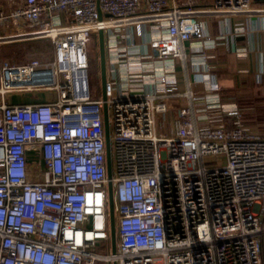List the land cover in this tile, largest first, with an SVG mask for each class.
<instances>
[{
	"label": "built area",
	"instance_id": "2783aa9c",
	"mask_svg": "<svg viewBox=\"0 0 264 264\" xmlns=\"http://www.w3.org/2000/svg\"><path fill=\"white\" fill-rule=\"evenodd\" d=\"M259 2L23 0L0 46L47 41L51 57L0 60V264H264V132L222 102L229 79L187 77L245 34L207 23L264 18ZM100 32L104 99L88 80Z\"/></svg>",
	"mask_w": 264,
	"mask_h": 264
},
{
	"label": "crops",
	"instance_id": "0c3cea01",
	"mask_svg": "<svg viewBox=\"0 0 264 264\" xmlns=\"http://www.w3.org/2000/svg\"><path fill=\"white\" fill-rule=\"evenodd\" d=\"M260 2L264 1L260 0ZM22 3L23 0H0V36L13 34L26 27L22 19L13 16L15 10H17ZM262 25H264V18L244 20L241 22L234 21L231 23L229 22V24L218 20L209 21L207 23V32L212 36L222 34L224 31L235 32L237 26L244 27L245 34L236 35L233 41L228 44L223 41L219 42L215 50L211 52V57L207 61V69L201 73H193L189 64L187 74L189 81L192 83L201 82L202 86L207 87L206 83L210 77L229 79L231 81L230 86L225 88V90H231L234 87L238 88L241 93H237L236 95L241 94V98L239 99L242 101L246 97L242 93L248 89L256 88L258 60L264 55V29H261V27H263ZM32 43L37 44L39 42L12 43L0 46V50H5V52L9 51V53L14 51L19 52L20 50H24L23 48L25 45ZM233 45L235 49L251 51H249L245 57L238 56L231 50V46ZM34 49L37 50L36 48ZM5 52L2 53L1 56L4 55ZM180 83L183 86L182 79ZM199 85L196 84L194 86L200 88ZM183 87H181V89H183ZM234 97H228L226 95L221 100L223 103H233L239 106Z\"/></svg>",
	"mask_w": 264,
	"mask_h": 264
},
{
	"label": "rangeland",
	"instance_id": "374dc122",
	"mask_svg": "<svg viewBox=\"0 0 264 264\" xmlns=\"http://www.w3.org/2000/svg\"><path fill=\"white\" fill-rule=\"evenodd\" d=\"M257 5H264V2H259ZM37 44H27L19 52H10L5 50H0V60H8L12 63H24L32 58H39L40 60H49L51 57L50 44L47 41H37ZM36 48L37 50H35ZM88 58H89V70H88V80L90 95L93 97H102V81L100 74V52L99 45L93 41L87 47ZM4 55L1 56L2 53ZM3 57V58H2ZM179 72V69H178ZM235 80V77H234ZM262 85V86H261ZM241 93L240 90L234 87L231 90H222L219 95L224 98L226 95L228 97H234L242 111V118L245 126L251 131L264 132V83L256 84L255 89H248L245 91L244 96H246L242 101L239 98ZM45 96V93H42ZM30 98L26 97V101H30ZM239 99V100H238ZM106 247L101 248L104 253H106ZM264 262V259H263Z\"/></svg>",
	"mask_w": 264,
	"mask_h": 264
},
{
	"label": "water",
	"instance_id": "95a60500",
	"mask_svg": "<svg viewBox=\"0 0 264 264\" xmlns=\"http://www.w3.org/2000/svg\"><path fill=\"white\" fill-rule=\"evenodd\" d=\"M99 52H100V74L102 81V88L105 83V54H104V43H103V34L99 33ZM104 99V92H102ZM104 129L106 136V151H107V177L109 180L108 189H109V221H110V233H111V245L112 251H115L116 237H115V226H114V203H113V194H112V184H111V157H110V144H109V128L107 123V108L104 105Z\"/></svg>",
	"mask_w": 264,
	"mask_h": 264
}]
</instances>
